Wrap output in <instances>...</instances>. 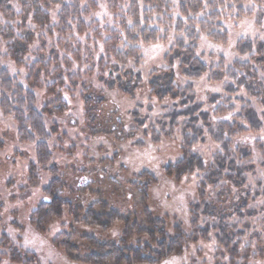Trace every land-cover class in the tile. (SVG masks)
Returning <instances> with one entry per match:
<instances>
[{
    "label": "clouds",
    "instance_id": "obj_1",
    "mask_svg": "<svg viewBox=\"0 0 264 264\" xmlns=\"http://www.w3.org/2000/svg\"><path fill=\"white\" fill-rule=\"evenodd\" d=\"M0 264H264V0H0Z\"/></svg>",
    "mask_w": 264,
    "mask_h": 264
}]
</instances>
